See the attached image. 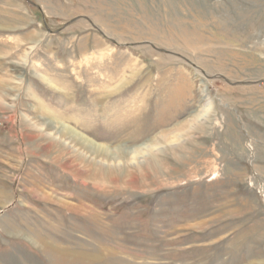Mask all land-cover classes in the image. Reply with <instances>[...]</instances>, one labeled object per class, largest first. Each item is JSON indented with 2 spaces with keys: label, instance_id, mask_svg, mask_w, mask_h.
I'll return each instance as SVG.
<instances>
[{
  "label": "rangeland",
  "instance_id": "obj_1",
  "mask_svg": "<svg viewBox=\"0 0 264 264\" xmlns=\"http://www.w3.org/2000/svg\"><path fill=\"white\" fill-rule=\"evenodd\" d=\"M0 264H264V0H0Z\"/></svg>",
  "mask_w": 264,
  "mask_h": 264
},
{
  "label": "bare ground",
  "instance_id": "obj_2",
  "mask_svg": "<svg viewBox=\"0 0 264 264\" xmlns=\"http://www.w3.org/2000/svg\"><path fill=\"white\" fill-rule=\"evenodd\" d=\"M108 93H110V92H108ZM112 94V93H111ZM103 96V95H102ZM107 96V95H106ZM104 97H105V94H104ZM99 99V98H98ZM101 103H102V101H101ZM109 107V106H108ZM133 111V110H132ZM47 113H49L48 111H46ZM45 113V112H44ZM50 114V113H49ZM205 114V113H204ZM51 115V114H50ZM203 116L204 115H201V114H197V115H194V119H193V121L192 122H194V123H196L197 121H199L201 118H203ZM191 117V118H192ZM49 118H50V116H49ZM189 120V119H188ZM191 120V119H190ZM189 120V121H190ZM56 122H57V120H55ZM186 124L187 123H185L184 125L186 126ZM183 125V126H184ZM60 126V125H59ZM184 126V127H185ZM183 127V128H184ZM178 128V127H177ZM188 128V127H187ZM57 129V128H56ZM182 129V128H181ZM164 130V129H163ZM172 130H174V129H172ZM57 131H59V130H57ZM185 131V130H184ZM61 132L62 133H66V134H70L71 136H77L78 134H76V133H74V131L71 129V128H68V127H63V129H61ZM186 132V131H185ZM172 133L174 134L173 136H172ZM58 134V133H57ZM80 135V134H79ZM66 136V135H65ZM82 138L83 139V144L84 145H86V147L88 148V153H93V154H101V155H116V152H113V151H110L109 150V147L108 146H104V145H100V144H97V143H95V142H93V141H91L90 139H88L87 137H85V136H82V135H80L79 136V138ZM172 137V138H171ZM180 137V134L179 133H175V130L174 131H166V132H164V134H163V138L166 140V141H170V143H171V145H176V143H177V141H178V138ZM76 138H78V137H76ZM78 138V139H79ZM168 140H167V139ZM67 140V139H66ZM74 141V140H73ZM79 142V141H78ZM77 143V142H76ZM79 144V143H78ZM158 146V145H157ZM157 146H155V145H152V144H143V145H141V146H138V147H135V148H130L129 150H128V148H127V151H125V152H123V150L121 149L120 151H118L119 153H122V154H124V155H121L122 157H124V156H129V155H131V154H134V157H138L139 155H149V156H155L156 155V152L157 151H159V150H161L162 148H159V147H157ZM116 149V148H115ZM144 150L146 151V152H144ZM114 157V156H113ZM156 157V156H155ZM144 160V159H143ZM122 164V163H121ZM49 195H47L46 197H48ZM49 199H51L50 197H48ZM63 203V202H62ZM65 203V202H64ZM70 204V203H69ZM80 205V204H79ZM91 209L89 208V207H86V206H84L80 211H83V212H87V211H90ZM92 214V213H91ZM88 216V215H87ZM39 243V242H38ZM39 245V244H38ZM61 251V250H60ZM59 251V253L60 254H63V253H65L66 254V252H64V251H61L60 252ZM64 255V254H63Z\"/></svg>",
  "mask_w": 264,
  "mask_h": 264
}]
</instances>
